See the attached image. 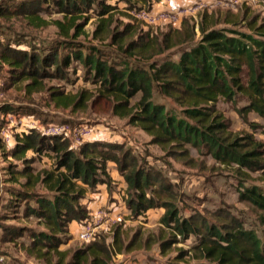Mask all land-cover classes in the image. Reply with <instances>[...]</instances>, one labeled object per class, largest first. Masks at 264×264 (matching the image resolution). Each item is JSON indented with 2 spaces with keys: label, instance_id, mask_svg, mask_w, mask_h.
Masks as SVG:
<instances>
[{
  "label": "trees",
  "instance_id": "1",
  "mask_svg": "<svg viewBox=\"0 0 264 264\" xmlns=\"http://www.w3.org/2000/svg\"><path fill=\"white\" fill-rule=\"evenodd\" d=\"M124 1L135 7L133 9L146 7L148 10L155 3V0ZM44 3L54 6L63 19L43 18L41 14L48 12ZM139 4L142 5L138 7ZM91 10L101 19L93 39L105 41L116 10L109 0H28L19 5L3 0L0 21L9 16H21L33 29L54 25L58 34L46 48L27 40L29 35L20 36L12 30L13 34L0 42V67L8 66L12 80L27 82L25 89L33 93L42 90V81L46 79H66L73 63L79 62L85 67L87 81L98 87L97 97L111 103L112 114L127 118L129 124L149 134L154 144L174 151L175 155L184 153L182 149L186 146L207 149L215 160L236 165L239 173L245 170L249 174H259L258 180L264 182V140L253 133L234 134L229 130L228 119L217 109L221 100L233 103L242 95L246 105L239 108L240 117L255 132L264 133L263 125L248 119L250 113L264 118V24L253 26L257 17L251 20L254 33H239V36L229 35L235 33L231 30L217 28L215 13L209 14L207 10L199 14L198 22L184 18L180 28L170 27L166 32L160 28L143 32L127 24L111 36L112 44H118L121 49V57L115 60L100 46L78 41L89 20L86 14ZM4 28H0V33ZM197 29L201 34L198 41ZM23 45L30 50L22 48ZM181 46L185 47L179 50L177 61L153 60ZM60 50L68 52L62 56ZM50 68L54 71L50 72ZM92 93L82 89L78 94L59 90H52L50 94L55 107L74 111L82 107V101H90ZM156 94L172 98L182 109L172 111L165 104L156 103ZM137 96L139 99L133 104ZM4 109V112H14L8 107ZM29 151L38 156L53 154L55 162L51 169L41 171L29 164L14 171L15 165H8L12 173L10 181L18 182L26 177V182L20 189H9L7 208L14 209L25 203V217H34L43 225L41 231L17 226L6 240L13 242L28 236L31 240L25 249L28 256L48 264L52 254L58 256L55 264H110L116 253L106 236L76 249L69 260V254L62 252L60 247L71 225L89 218L88 192L99 185L112 184L108 164L114 162L127 184L125 202L134 217L151 209L166 210L161 223L175 235L164 245L175 243L177 235L184 239L194 236L198 239L195 250L213 264H264V240L256 231L246 228L235 216L226 218L228 222L220 226L197 225L181 218L176 206L165 197L168 187L164 189L161 173L140 162L139 156L133 155L123 144L87 142L75 150L68 140L30 130L16 135L15 148L9 155L29 163L26 158ZM13 175H18L17 179ZM37 186H41L44 193L38 192ZM239 197L264 213L263 187L244 185ZM133 245L134 241L126 249Z\"/></svg>",
  "mask_w": 264,
  "mask_h": 264
},
{
  "label": "rangeland",
  "instance_id": "2",
  "mask_svg": "<svg viewBox=\"0 0 264 264\" xmlns=\"http://www.w3.org/2000/svg\"><path fill=\"white\" fill-rule=\"evenodd\" d=\"M9 1L11 5L28 2V0ZM41 1L48 2L50 0ZM161 1H154L156 9L162 8V4H159ZM236 1L237 3H235ZM2 2L3 0H0V4ZM168 2L169 0H165V3ZM109 3L116 6V10L112 14L114 17L111 20L112 27L108 33L110 34L108 39L105 41L93 39V33L101 19L95 11L91 10L86 14L89 20L78 41L85 45H98L111 54L110 59L119 60L121 49L118 44H112L113 33L122 31L127 24H132L134 28L143 32H153L159 28L147 27L135 19L132 15L135 7L129 6L126 1L109 0ZM196 3L203 4V6L196 10L195 7H192L193 9L184 18H192L198 22L199 14L202 11L207 10L209 14L215 13L218 20L217 28L235 32L229 34L232 36H239V33L253 34L251 20L254 17H257V22L253 26L259 27L264 24V0H194L188 7L195 6ZM48 4L44 3L43 6L50 13L43 12L41 16L50 21L62 20V14L57 13V9ZM140 5L142 4H139L138 7ZM164 5L166 6V4ZM8 18L0 21V28L5 27L4 32L0 33V42L4 40L5 36L13 34L12 30L19 32L20 36L29 35L27 40L37 45L42 44L46 48H49L51 42L57 37L58 29L54 25L33 29L27 26L25 17L12 18L9 16ZM170 27L177 29L181 27V24L163 26L160 29L166 32ZM197 34L196 40L198 41L201 36L198 29ZM256 37L259 36L256 35ZM184 47H174L153 60L171 59L177 61L179 50ZM22 48L30 50L26 45H23ZM67 52L60 50L62 56ZM83 52L85 53L86 50ZM49 71L53 72L54 68H50ZM66 77V79L59 77L46 79L42 81V90L30 93L25 89L27 82L13 81L8 66L0 67V264H48L43 260L28 256L25 250L31 244L28 236L15 239L13 242L6 241L11 230L17 226H28L37 231L43 229V225L34 217H25V203L17 205L14 209L12 206L7 208V204H9L7 198L10 196L8 191L11 187L20 189L21 184L26 182V177L20 178L18 182L10 181L12 173L9 171V163L15 165L14 171L22 169L27 164L35 168L36 171H41L51 169L55 162V158H52L54 155H48L50 153L38 156L33 151H29L26 155V158L30 160L29 163L10 156L9 154L16 145V135L28 133L30 130H35L43 135L42 128L52 123L89 124L94 126L96 132L95 138H93L95 141L91 142H117L125 145V148L131 150L133 155L139 156L140 162L146 163L147 167L161 173L164 177V189L168 187L165 197L176 206L181 218L190 219L197 225L220 226L228 222L226 218L235 216L245 224L246 228L253 229L264 240V213L241 201L239 197V191L244 185L256 184L263 187L264 190V182L258 180L259 174H249L245 170L239 173L236 165L222 164L215 160L207 149H194L191 146H186L182 149L184 153L175 155L174 151L161 148L152 142V137L149 134L137 126L129 124L127 118L122 119L112 114L111 103L105 98L97 97L98 87L87 81L85 67L81 63L75 61ZM82 89L93 93L89 95L90 101L84 100L80 103L82 107L79 109L74 111L58 109L52 102L50 94L52 90L78 94ZM138 99L139 96L133 99V104ZM154 100L156 103L165 104L172 111L182 109L170 97L156 94ZM245 105V98L238 95L233 103L221 100L217 104V109L228 119L229 130L234 134L242 136L253 133L256 138L264 140V133L261 130L255 132L240 117L238 110ZM7 107L14 112H4V108ZM248 119L250 122L264 126V118L257 114L250 113ZM108 168L114 176V179L111 177L112 184L99 185L98 187H100L99 190L103 188L108 191L107 204L103 207L115 220L109 227L106 225L109 230L106 234L101 235L106 236L109 245L113 246L116 253L110 264H124L127 257L121 255L132 256L129 261L136 262V264H213L202 258L200 252L195 250L194 247L198 244V239L194 236L184 239L177 235L175 243L164 245L175 235L172 229L161 223L166 210L164 208L151 209L134 217L126 206L127 184L120 175L118 166L114 162H109ZM13 176L15 179L18 177V175ZM36 189L38 192L44 193L41 186H37ZM100 192L96 193V189L94 191L95 194ZM93 209H90L89 212L96 210ZM62 238L64 241L60 250L69 254L68 260L76 249L98 241L96 239L83 245L75 233H69ZM118 238L119 242L116 243ZM132 241H134L133 247L126 249ZM119 247L121 248L119 249ZM142 258L143 261H140L139 259ZM57 259L58 256L52 254L49 264H55Z\"/></svg>",
  "mask_w": 264,
  "mask_h": 264
},
{
  "label": "built area",
  "instance_id": "3",
  "mask_svg": "<svg viewBox=\"0 0 264 264\" xmlns=\"http://www.w3.org/2000/svg\"><path fill=\"white\" fill-rule=\"evenodd\" d=\"M202 6L203 4L196 3L195 6L188 7V5L178 3L175 0H169L168 3L163 2L162 8L160 9H156L154 5L151 10L143 7L134 9L132 15L147 27L160 28L168 25L178 26L181 24L182 18L188 15L191 9L195 7L196 10ZM42 133L46 136H57L68 140L71 146L76 148H80L83 144L91 142L96 135L95 128L92 125H70L68 123L49 124L42 128ZM114 222V218L101 206L95 211L90 212L88 219L79 223L77 238L83 245L89 244L101 235L106 234L109 230V228H106V225L109 227Z\"/></svg>",
  "mask_w": 264,
  "mask_h": 264
},
{
  "label": "crops",
  "instance_id": "4",
  "mask_svg": "<svg viewBox=\"0 0 264 264\" xmlns=\"http://www.w3.org/2000/svg\"><path fill=\"white\" fill-rule=\"evenodd\" d=\"M175 1H177L178 3L184 4V5H189L194 0H175ZM163 2L165 3V0H162L159 4H162ZM111 177L114 179L113 174H111ZM113 184L115 185V182H113ZM99 189H100V187H98L96 189V193H97V191H101L99 194H95L94 193L95 190L93 192L92 191L88 192L86 202L88 203V209L89 210L93 209V208L97 209V208L107 204V198H108L107 193H108V191L106 189L103 190V188H101V190H99ZM78 231H79V223L74 222L71 225L70 233H75L77 235ZM117 256H120V254H117ZM121 256L127 257V260H126V262L124 264H136V262L132 263V262L129 261L130 260L129 258H131L132 256H128V255H121ZM139 260L143 261V258L139 259Z\"/></svg>",
  "mask_w": 264,
  "mask_h": 264
}]
</instances>
